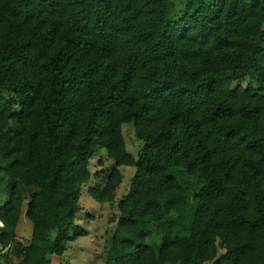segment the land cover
<instances>
[{
  "label": "trees",
  "instance_id": "1",
  "mask_svg": "<svg viewBox=\"0 0 264 264\" xmlns=\"http://www.w3.org/2000/svg\"><path fill=\"white\" fill-rule=\"evenodd\" d=\"M174 4L0 0L7 264H53L87 236L79 201L103 155L114 165L88 189L100 204L136 169L105 264H264V0ZM23 187L37 189L29 239Z\"/></svg>",
  "mask_w": 264,
  "mask_h": 264
},
{
  "label": "rangeland",
  "instance_id": "2",
  "mask_svg": "<svg viewBox=\"0 0 264 264\" xmlns=\"http://www.w3.org/2000/svg\"><path fill=\"white\" fill-rule=\"evenodd\" d=\"M176 5L177 13L180 16V4L183 0H172ZM242 85H247L248 82H242ZM123 134L127 144L128 151L135 157L141 151L143 143L136 139L134 134V124H124ZM104 152V151H103ZM105 153V152H104ZM102 161L103 165L99 164ZM113 161L106 158L96 156L91 160L90 170L92 172V179L87 184L81 193L79 201L80 210L77 214L76 225L84 229L87 236L80 237L69 243V248L63 256L53 257L54 264H105L108 243L113 236L116 222H111L112 218L117 217L116 203L121 200L130 188L131 179L133 178L136 169L134 167L123 166L120 170L123 174V182L116 191V201L114 205L100 204L95 201L88 193V189L101 184L105 173L112 169ZM25 197V204L23 206V215L17 227L16 233L19 237L29 239L32 235V224L26 217L27 202L30 197L37 192L36 188H22ZM6 195L0 190V205L6 201ZM6 249L1 256L0 264H7L3 258L7 254Z\"/></svg>",
  "mask_w": 264,
  "mask_h": 264
},
{
  "label": "built area",
  "instance_id": "3",
  "mask_svg": "<svg viewBox=\"0 0 264 264\" xmlns=\"http://www.w3.org/2000/svg\"><path fill=\"white\" fill-rule=\"evenodd\" d=\"M4 251H5V249L2 246H0V259H1L2 254L4 253Z\"/></svg>",
  "mask_w": 264,
  "mask_h": 264
},
{
  "label": "crops",
  "instance_id": "4",
  "mask_svg": "<svg viewBox=\"0 0 264 264\" xmlns=\"http://www.w3.org/2000/svg\"><path fill=\"white\" fill-rule=\"evenodd\" d=\"M53 257H54V256L50 257V259L52 260V262H53ZM53 264H54V262H53Z\"/></svg>",
  "mask_w": 264,
  "mask_h": 264
}]
</instances>
